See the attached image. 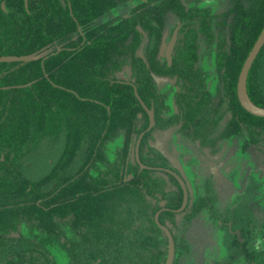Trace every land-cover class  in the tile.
I'll use <instances>...</instances> for the list:
<instances>
[{"label": "trees", "instance_id": "trees-1", "mask_svg": "<svg viewBox=\"0 0 264 264\" xmlns=\"http://www.w3.org/2000/svg\"><path fill=\"white\" fill-rule=\"evenodd\" d=\"M130 1L28 0L26 7L24 0H0V264L18 258L21 264H50L43 252L54 249L72 253L73 264H95L94 255L83 253L126 244L130 184L118 171L112 182L105 173L93 179L90 169L70 181L73 175L63 165L79 153L86 164L93 159V166L117 136L127 149L148 123L135 88L150 105L156 76H180L176 102L186 135L201 138V126H222V116L231 111L228 134L244 136L245 148H264V117L244 110L237 98L242 65L264 27V0H229L219 22V12L186 8L182 0H141L130 12L100 21ZM170 12L180 16L181 31L190 37L178 51L180 61L177 45L168 66L159 48ZM223 23L229 26L230 51L220 53L225 72L219 68L213 78L227 101L220 107L208 104L213 89L207 90V75L194 65L200 36L207 33L211 44L212 29ZM147 40L149 55L143 52ZM123 62L130 63L132 83L114 75ZM247 87L253 102L264 106V46ZM52 149L56 159L49 169ZM133 187V202H143L139 182Z\"/></svg>", "mask_w": 264, "mask_h": 264}, {"label": "flooded vegetation", "instance_id": "flooded-vegetation-1", "mask_svg": "<svg viewBox=\"0 0 264 264\" xmlns=\"http://www.w3.org/2000/svg\"><path fill=\"white\" fill-rule=\"evenodd\" d=\"M213 49H211L210 54L212 53L211 55L215 59V64L218 65L220 63H218V61H221L220 56L218 55L219 51L217 48L214 50ZM205 75H207L206 80L209 82L211 74L205 71ZM123 82L132 83L129 80H125ZM208 88H211V86ZM155 93L156 94L154 97L150 98V105L144 101L148 108H150L152 105L154 106L156 123L151 128V130L144 134L142 138L139 151L141 162L153 168L162 167L172 169L185 180L184 176H182V174H180L179 171L174 168V166H172V163L166 162L164 157L161 156L160 158L149 159L148 161L143 156V140L147 134L149 135L153 128L160 127L158 126V120L160 116L159 113L160 111L163 112V109L165 108V104H163V95L158 92L156 84ZM176 99L177 96H175L174 107L175 109H178V116L170 128L172 129L175 127L176 129L174 130L178 129L176 133L178 136L177 138L182 137L184 140L189 142L187 138L188 135H186L184 132L183 126H180L182 114L181 110L177 106ZM140 113L143 116V112ZM144 113L148 123L147 126H144L142 131H144L149 124V115L145 109ZM230 118L231 116L229 115L228 120ZM200 128H204V135H201L199 142L207 143L213 138L212 133L208 132L211 126H201ZM203 131L201 132L202 134ZM138 136L130 140L127 145L128 147L126 146L127 154L125 163H123L119 158L116 159L118 168L115 170V172L118 170L119 174L121 175V180L130 184L131 186L129 190L130 202L127 209L128 233L126 244H120L121 250H104L88 253L85 252L83 254L87 256L94 255L96 259L93 261V263L95 264H135V259H140V261H138L139 264H165L169 254V237L161 228L158 227L155 222V214L159 212L160 223L168 228L173 239L174 257L172 264H264V235L262 234L263 225L261 212L263 206L259 202H256L255 196L252 198L250 197L252 188H249L250 186L246 187L245 185L243 188H234V193L232 195H227L226 202H218L217 196V200L214 199V192L212 187H210L209 182H206L207 185H204V187L201 189L188 187V202L183 210L177 211L182 206L183 202V191L180 184L172 174L164 169L155 170L151 168H140V165L137 163L135 158V146ZM239 138L243 143L242 149L244 150L248 148L244 147L245 137L239 136ZM111 142L112 140L110 141L109 146L111 145ZM56 146L59 150L60 146ZM122 146L123 144H121L120 147ZM108 149L110 148H107V150ZM112 150L113 149H111V151ZM141 150L143 157H141ZM51 152L53 154H51L49 157L47 165L49 169L55 165L56 159L54 157L56 154L54 153L53 149ZM115 152L116 150L113 154H115ZM203 153L206 159L212 161V158L206 152ZM68 158L73 159L72 161H69ZM68 158L63 166L65 167V171L68 176L73 175V178L70 181L80 176L83 177L86 169L91 170L92 167H98V165H101L99 166L100 169L104 167L102 171H99V173L97 172L98 175L105 173L107 176H109L111 182L115 179L114 169L111 168L108 170L110 166L108 164H103L102 160L99 161L100 159L92 166L94 160L91 159L90 162L86 164L85 156L80 155L79 153L77 155L68 156ZM150 161H152V163H150ZM201 161L203 160L201 159ZM132 167L134 168L132 169ZM144 170L162 171L167 173L178 184L179 192L174 193L172 190H165L162 192V194H160L162 195L160 198L154 193L153 197L155 198V203L150 204L145 200V197L151 198V192L143 194V191L146 190L145 186L139 183L141 189L139 190L137 188V190H139L142 194L143 202L134 203L133 192L136 191V188L133 186L140 180L142 183L144 182V176L140 175L144 172ZM214 171L217 170L212 168V174ZM214 174H216V172ZM245 179L246 177L242 178L243 184ZM111 182H108L107 184H111ZM54 193H56V191ZM54 193L49 197H53ZM190 195L194 197V202L192 203L190 202ZM77 196L79 195L77 194ZM57 204L58 203H52L50 207ZM177 214H180L181 218L177 219ZM50 215L54 216V218L56 216L53 210L51 211ZM170 222H175V229L170 228ZM17 237L19 236L17 235ZM122 248H125L126 250H122ZM17 254L21 255V252L19 251ZM30 254L37 255V252H31ZM43 255H46L50 258V264H52L54 260L57 261L56 264H73V261L71 260L72 253L68 251L54 252V250H51L48 252H43ZM59 256L63 258V261L60 263L58 262ZM22 262L23 261H21L20 258L16 259L14 262L8 260L2 261L3 264H21ZM27 262L28 261H24V263ZM31 262L32 264L37 263L36 260H32ZM42 262L46 263L47 261L43 260ZM80 262L84 264L87 263L86 260H81ZM90 263L91 262H88V264Z\"/></svg>", "mask_w": 264, "mask_h": 264}, {"label": "rangeland", "instance_id": "rangeland-1", "mask_svg": "<svg viewBox=\"0 0 264 264\" xmlns=\"http://www.w3.org/2000/svg\"><path fill=\"white\" fill-rule=\"evenodd\" d=\"M182 1L184 2L186 8H208L209 12L211 13L219 12L217 17H215L217 22H219L218 18L223 17L221 12L228 10L230 7L229 0ZM140 2L141 0H131L127 4L122 5L121 7L111 11L109 14L101 17L100 21L102 22L108 18L116 19L118 15L130 12L133 8L137 7ZM229 19L230 16L228 20ZM181 24V18L178 14L170 12L166 15L165 22L163 24V33L159 54H163L165 57V49L171 38L172 32L177 26H180ZM212 33L215 36V39L211 44L208 43L210 36H208L207 33H204L200 36L199 39L201 41V45L199 49V59L194 66L195 68H200L201 70L205 69L203 70L204 72L206 71L211 74L206 88L208 90L209 86L212 87L213 99L209 101L208 104L218 103V106L220 105V107H224L227 104L226 100L223 101L225 96L224 91L220 89V86L219 89L218 86L216 87V83L213 78L215 76L214 73L218 72L219 68L221 71L223 69V72H225V59L222 60L223 65H216L215 59L211 55L212 53L210 54V52L211 49L217 48L220 58V53H223V57L228 55L230 51L229 26L228 24L224 25L223 23L221 26L214 27L212 29ZM189 37V32L180 30L176 43V46L178 45L176 49V63H178L177 61H180L178 51L182 52L181 46L188 41ZM148 47L149 43L147 40L143 46V52L144 50L147 52ZM149 53L150 52H147L146 55H149ZM114 75L117 78L128 80L131 77L130 63L123 62L119 64V67H117L115 70ZM155 84L158 92L163 95V104H165V108H161L163 109V112L160 111L159 113L160 116L158 120V126L160 127L153 128L149 135L147 134L143 140V156L145 159L149 161V159H156L160 158L161 156L164 157L166 162L172 163V166H174V168H176L179 173L184 176L187 188L192 187L201 189L204 187V185H207L206 182H209L210 187H212L214 192V199L217 200V196L218 202H226L227 195H232L234 193V188H243L244 185L246 187L250 186L249 188H252L250 197L252 198L255 196L256 202H259L263 206L261 212L263 225L262 234L264 235V148L261 146L259 147V145L250 144L248 148L243 150V143L239 136L233 137L228 134L226 123L228 122V116H231V111H228L222 116V126H212L210 128L208 132L212 133L213 138H209L210 140L207 143H201L199 142L201 138L195 139L190 135L187 137L189 142L184 140L182 137L177 138L178 136L176 133L178 129L174 130L176 129L175 127L171 129L170 126H172V123L177 119L178 116V109H175L174 101L177 92L180 90V88H182L181 78L179 75H160L155 77ZM121 138L122 137L117 136L115 139H112L111 145L108 146L110 149H106L104 151V160L102 157L99 158L102 160L103 164H108L110 166L108 170L112 168L114 169V172L118 168L116 159L119 158L123 163H125L126 159V149L123 152V148L120 147L122 144ZM111 149L113 150L111 151ZM115 150L116 152L113 154ZM203 152H206L212 158V161L206 159L203 155ZM201 159L203 161H201ZM150 163H152V161H150ZM99 166L101 165H98V167ZM98 167H92L91 170H89V175H92L93 179L97 178L99 171L104 169V167H102V169ZM133 168L134 167H132V169ZM212 168L217 170L214 171L216 174H212ZM142 175L144 176V182L142 183L141 180L138 182L145 186L146 190L143 191V194L151 192V198L145 197V200L150 204L155 203V198L153 197L154 193L160 198V196H162L160 194H162V192L165 190H172L174 193L179 192L178 184L167 173L162 171L148 170L143 172ZM114 176L116 178V173ZM243 177H246L244 184L242 183ZM190 199L191 203L194 202V197L192 195H190ZM176 218H181V215L177 214ZM169 225L170 228L175 229V222H170ZM54 252L60 251L54 249ZM61 261H63V258L59 256L58 262L60 263Z\"/></svg>", "mask_w": 264, "mask_h": 264}, {"label": "water", "instance_id": "water-1", "mask_svg": "<svg viewBox=\"0 0 264 264\" xmlns=\"http://www.w3.org/2000/svg\"><path fill=\"white\" fill-rule=\"evenodd\" d=\"M25 1V6H28V0H24ZM2 8L5 9V3L2 2ZM180 26H177L171 35V38L166 46L165 49V57L167 60L168 65H172V61H173V51L178 39V34H179V30H180ZM264 46V27L262 28L260 34L258 35L256 41L254 42L251 50L249 51L243 65L241 68V71L239 73L238 76V81H237V98L241 104V106L250 114L257 116V117H264V106H260L257 105L253 102V100L251 99L249 93H248V87H247V83H248V76H249V72L252 68V65L256 59V57L258 56L259 52L261 51L262 47ZM61 50V48L57 49V52H59ZM135 95L137 97V99L140 101L141 105L144 107V109L146 110V112L149 115V124L148 127L142 131L136 141V146H135V158L137 163L140 165V168H151V169H161V170H166L167 172H169L170 174H172L175 179L178 181V183L180 184L182 191H183V202H182V206L177 210V211H181L185 208L187 202H188V188L186 185L185 180L175 171H173L172 169L169 168H162V167H151V166H147L145 164H143L141 162V158H140V144L142 141V138L144 136V134L146 132H148L149 130H151V128L155 125L156 121H155V109L154 106L152 105L150 108H148L146 106V104L144 103V101L141 99L140 95L138 94L137 89L135 88ZM141 113L139 114V117H141ZM1 159H4V155L1 156ZM155 222L158 225L159 228H161L166 235L169 237V254L167 256V260L165 264H172L173 262V257H174V243H173V239L171 236V232L168 230L167 227H165L164 225H162L159 221V212H157L155 214Z\"/></svg>", "mask_w": 264, "mask_h": 264}]
</instances>
